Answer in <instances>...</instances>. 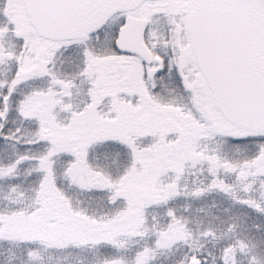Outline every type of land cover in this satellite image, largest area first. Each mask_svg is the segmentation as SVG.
I'll use <instances>...</instances> for the list:
<instances>
[{
	"label": "snow or ice",
	"instance_id": "1",
	"mask_svg": "<svg viewBox=\"0 0 264 264\" xmlns=\"http://www.w3.org/2000/svg\"><path fill=\"white\" fill-rule=\"evenodd\" d=\"M0 264H264V0H0Z\"/></svg>",
	"mask_w": 264,
	"mask_h": 264
}]
</instances>
